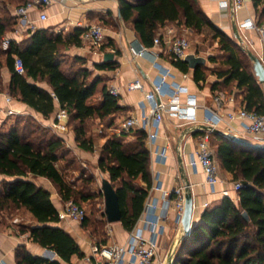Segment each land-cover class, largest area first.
<instances>
[{
    "label": "trees",
    "instance_id": "16d2710c",
    "mask_svg": "<svg viewBox=\"0 0 264 264\" xmlns=\"http://www.w3.org/2000/svg\"><path fill=\"white\" fill-rule=\"evenodd\" d=\"M258 22L264 23V0H252ZM28 0L0 1V91L1 73L7 68L11 73L8 92L26 104L43 118H51L56 104L69 114L77 146L86 152H95L97 140L105 136L89 132L90 122L98 121L108 128L115 125L114 115L125 110L120 105V96L113 95L107 85L103 86V101L99 105L90 103L102 78L94 76L88 68L74 69L63 65L60 52L63 46L80 45L82 29L75 30L72 40L65 41L62 34L45 28L30 32L22 43L10 40L3 47L6 36L14 31L17 18L11 13V6H22ZM123 21L132 26L139 41L145 47H152L160 28L177 22L193 32H212L220 54L209 56L210 62L220 60L226 69L217 72L223 82L213 85L215 90L221 83H236L245 94L243 104L249 111L264 115V90L250 68L253 61L249 51L236 40L218 28L202 11L198 0H119ZM113 45L102 46L105 49ZM114 47V46H113ZM120 50L115 54L119 55ZM21 58L25 74L15 70L16 58ZM174 67L187 73L190 70L184 60H171ZM205 65V64H204ZM204 65L194 71V80L203 82L207 77ZM115 60L95 64V69H116ZM254 71V69H253ZM46 83L48 90L41 86ZM50 129L41 126L21 129L11 126L0 129V226L9 224L3 214L7 211L23 210L31 218V225L17 224L21 233H30L33 242L53 250L59 258L70 262L73 255L84 257L79 244L71 234L56 226L59 223L58 210L51 192L39 186L33 177H45L56 186L64 201L80 198L89 201L95 194H84L73 185L59 167V161L66 159L65 140L57 135L47 136ZM203 131H201L202 133ZM103 134V135H102ZM132 135L133 138H130ZM47 136V137H46ZM216 159L223 170L233 175L234 181H241L237 191L238 202L230 196H223L218 202L204 209L201 220L191 233L181 238L168 264H264V150L243 146L225 135L210 133ZM151 152L147 145V133L136 130L130 134L120 133L108 136L100 148L98 167L107 173L117 191L122 209L121 224L132 231L139 221L146 199L153 186L150 170ZM93 181L92 177L87 178ZM247 214L248 217L245 216ZM102 214L100 222L108 224ZM6 223V224H5ZM91 223L87 215L84 227ZM106 241V238H104ZM17 264H61L35 256L25 245L16 251Z\"/></svg>",
    "mask_w": 264,
    "mask_h": 264
},
{
    "label": "crops",
    "instance_id": "0c3cea01",
    "mask_svg": "<svg viewBox=\"0 0 264 264\" xmlns=\"http://www.w3.org/2000/svg\"><path fill=\"white\" fill-rule=\"evenodd\" d=\"M130 1L134 2L135 0ZM221 1L222 0H198L204 14L218 28L225 32L229 37L236 40L243 47L252 51L264 63V47L260 45L259 34L254 30L241 27V24L248 18H257L253 1L245 0V7L237 11L233 9H222L220 7ZM18 7L15 5L11 6V13L17 18V24L14 27V31L6 36V39L9 41L15 40L20 44L27 40L31 34L30 31L26 30V26H23L15 15V10ZM119 11V0H54L53 4L47 9V21L40 22L38 20L39 11L37 9L33 10L30 14L31 20L35 21L37 28H45L51 32L60 33L65 41L74 38L76 29H82L85 31L87 27L91 25H101L105 28L106 38L101 46L92 47L84 41H81L80 45L69 43L68 45L63 46L59 57V60L63 65H68V67L74 69L79 67L88 68L94 72V76L102 78V82L98 85L95 94L99 97V102L94 105L102 103V89L104 85H107L109 90L111 88H116L119 92L120 105L125 107V110L113 116L115 119V125L108 128L107 135L99 138V144L97 143L99 148L102 147L108 136L115 133L120 134L121 124L126 118L132 115L140 116L143 113L140 107L143 93L138 91L129 92L127 90V84L136 78H140L143 80L145 90H149L151 88V82L156 79L159 73L150 55H147L144 58H135L132 48L136 45V40L139 39L132 26L126 24L122 17L119 16ZM235 28L237 29V34L240 39H238L235 34ZM167 29L174 30L178 35H182L181 31L183 30L191 31L184 25H179L177 22L167 24L160 28V30ZM109 43H112L113 45L101 49L102 46L108 45ZM116 50H120L121 53L116 55ZM155 51H158L160 54L159 62L163 66L172 69L175 80L188 86L191 92L197 96L198 102L201 105L214 108V96L218 92H225L226 94H235L236 103L235 105L226 104L221 111L223 116H226V114L233 108L244 106L243 97L245 92L242 89H239L236 83H231L230 85L221 83L215 90H213V85L216 82H223V79L218 78L217 72L226 69L221 65L220 60L217 62L209 61V56L217 54L213 52H207L205 54L204 52H201L200 49H196V47L194 48L191 45L190 54L206 58V64L204 65V68L207 70L206 80L197 83L194 80L195 69L190 68L187 73H184L173 66L171 62L172 56L167 47L156 48ZM107 53H113L115 55L113 60L118 62L117 68L112 70L95 69V64L104 62V56ZM250 70L255 73L253 71V65ZM255 77L264 90V84L259 81L257 76ZM1 79V87L3 89L0 91V126L4 123V120L7 117L6 112L10 108H13L20 113H32L41 123H43V125L46 126V128L54 130L51 124L55 115L61 110L58 103L56 104L55 114L51 118L45 119L41 114L35 112L26 104L9 94L8 87L11 80V73L7 68L2 69ZM41 86L51 90L50 86L46 83H41ZM7 97H11L12 102L8 103ZM241 126V120H229L225 117V121L219 125L217 130L223 132V134L219 133L221 135H230L231 129L239 132ZM201 127H206V125L200 124L197 126L190 124L183 119L166 118L159 128L157 150L160 151L163 147H168L167 161L164 163L157 161L155 153L151 152L150 162L153 183L158 179L162 182L165 190L171 191L176 186L184 185L191 191L194 203L192 216L193 226L198 224L201 220L202 213L205 209L203 204L209 202L211 206L218 202L223 197L222 191L231 189L235 182L233 175L220 167L221 182L216 186V192H212L205 182V175L202 169H195L190 166V156L198 143L199 136L202 134L200 130ZM54 131L59 137L70 141V143H73L74 145L75 135L69 126L66 133H61L56 130ZM130 138H133L132 135H130ZM74 150L80 158H84V162L91 160L98 165L99 155L94 160L92 153L81 150L77 145ZM5 178V176L0 175V180ZM106 178H109L107 174ZM29 179L51 192L52 201L58 211L64 207L66 201L62 199L58 189L51 180L45 177H33L32 175ZM151 192L154 198L161 201L162 193L160 191L154 190ZM230 197L236 203L238 202L237 192L232 191ZM171 202L172 204H170V207L163 212L164 219L162 220V223L165 230L159 237L160 256L165 259L169 258L172 250L177 247L179 241L184 235L182 225L176 222L173 198ZM159 212L161 211L159 210ZM56 226L62 228L73 236L79 244L82 252H84V257L73 255L70 262H66L59 258L53 250L43 248L39 244L33 242L30 238V233H21L18 230L17 223L10 221L9 224L0 226V259L7 264H17V248L21 245H25L27 250L33 255L41 256L49 260H58L61 264H95L92 252L95 243H93V240L85 234L83 224L73 220H66L59 221ZM107 227L109 232L106 241L103 242L104 244H125L128 241L130 231L125 230L121 222H108ZM140 228L143 229L144 236H150V231L144 227L142 219H139L136 224V229ZM51 251L54 252L55 255H52Z\"/></svg>",
    "mask_w": 264,
    "mask_h": 264
},
{
    "label": "built area",
    "instance_id": "2783aa9c",
    "mask_svg": "<svg viewBox=\"0 0 264 264\" xmlns=\"http://www.w3.org/2000/svg\"><path fill=\"white\" fill-rule=\"evenodd\" d=\"M54 0H30L26 4L19 6L15 10V15L20 23L26 26V30L34 32L37 29L35 21L31 20L30 14L33 10L39 11L38 20L45 22L48 20L47 9ZM245 0H222V9H233L235 11L244 8ZM244 29L254 30L259 34L260 45L264 47V23L260 24L258 18H248L241 24ZM106 38L105 28L101 25H91L82 34V40L93 46H101ZM9 40L5 38L3 47L6 49ZM167 47L174 60H184L190 54L191 42L185 35H178L174 30H160L154 38L152 47H145L139 40L132 48L135 58H144L150 55L158 70V76L151 82V88L145 90L143 80L136 78L127 84L129 92H142L143 99L140 107L143 113L140 116L132 115L126 118L120 127V133L130 134L136 130H144L147 133V145L150 152H154L157 161L166 162L168 158L167 146L162 150H157L159 138V128L166 118H178L188 121L190 124L201 127L203 131L198 138V143L190 156V166L195 169H202L205 175V182L212 192H216V186L221 182V169L215 156L214 147L211 144L210 133L217 129L225 121L239 119L242 121L241 130L236 132L230 130V135L240 137L254 144L264 146V115L243 107L233 108L226 116L221 114L226 104L235 105V94L218 92L214 96L215 107H206L198 102L197 96L191 92L188 86L175 80L171 68L163 66L160 62V54L156 48ZM15 70L19 74H25L24 64L21 58L15 60ZM113 95H119L116 88H111ZM7 102H12L11 97H7ZM20 112L13 108L7 111L8 115ZM69 114L65 109H61L54 117L52 128L58 132L68 131ZM196 130L195 128H193ZM242 187L241 181H235L231 189L223 190V196H231V192H237ZM162 193L161 201L152 196L151 191ZM187 187L179 185L173 190H165L162 182L158 179L154 181L150 193L146 199L144 209L140 219L144 222V227L150 231V236H144L143 229L135 228L130 231L129 239L125 244L107 243L95 244L92 252L95 264H168L174 255L172 250L168 259L161 258L159 237L165 228L162 223L163 212L172 204L176 212V222L182 225V218L185 211V197ZM204 208L210 206L209 202L203 204ZM159 210L161 212H159ZM60 221L73 220L84 222L86 212L84 208L76 204L73 200L66 201L64 207L58 211ZM0 264H7L0 259Z\"/></svg>",
    "mask_w": 264,
    "mask_h": 264
},
{
    "label": "rangeland",
    "instance_id": "374dc122",
    "mask_svg": "<svg viewBox=\"0 0 264 264\" xmlns=\"http://www.w3.org/2000/svg\"><path fill=\"white\" fill-rule=\"evenodd\" d=\"M183 30V29H182ZM182 35H185L191 45L196 49H200L201 52L205 54L207 52H213L215 54H220L218 51V44L214 42L212 36V32L209 30H205L202 34H198L193 31L183 30L181 31ZM90 45V44H89ZM92 47H95L91 45ZM94 73V72H93ZM94 75V74H93ZM98 96H94L90 102L93 104H97ZM7 113V112H6ZM5 124V125H4ZM70 129L72 130L73 123L70 122L68 124ZM11 126H17L21 129L25 128L27 132L32 128H37V126H41L45 129V125L39 121L32 113L28 112H21L18 114L8 115L4 120V123L0 126V129L7 130ZM89 132H94L95 136L104 130V134H107V129L101 126L100 122H90L87 126ZM47 136L57 135L54 130L49 131ZM103 135V134H102ZM46 136V137H47ZM58 136V135H57ZM101 137V136H100ZM99 137V138H100ZM99 139L97 140L98 143ZM99 144V143H98ZM77 145L76 141L70 143V141L65 140V147H66V159L64 161H59V167L63 169L67 180H69L73 185L77 187V189H81L84 194H95L96 196L92 197L89 201H82L80 198L77 199L76 204L84 208L85 212L88 216H90L91 223L84 227L85 234L91 238L93 243H103L107 239L108 236V227L107 223L100 220L102 214L105 213V197L102 191V180L106 178L107 173L101 172L97 163H93L91 160H87L84 162V158H80L75 153V146ZM90 153V152H89ZM94 156V160L100 154V148L97 146L95 152L92 153ZM108 175V174H107ZM92 177L93 181H88L87 178ZM2 180H0L1 182ZM3 217L7 221L16 222L17 224H25V226L31 225L32 221L30 216L25 213L23 210L20 211H7L4 212ZM107 220V219H106ZM78 222V221H75ZM81 223L82 222H78ZM6 224V223H5ZM104 244V243H103Z\"/></svg>",
    "mask_w": 264,
    "mask_h": 264
},
{
    "label": "water",
    "instance_id": "95a60500",
    "mask_svg": "<svg viewBox=\"0 0 264 264\" xmlns=\"http://www.w3.org/2000/svg\"><path fill=\"white\" fill-rule=\"evenodd\" d=\"M119 16H121V12L119 11ZM235 34L238 39L239 35L237 34V29L235 28ZM249 55L251 60L253 61V69L255 72V75L259 78V81L264 84V63L263 61L256 56L252 51H249ZM115 55L113 53H107L104 56V61H111L113 60ZM184 61L188 63L189 67L192 69H196L200 65L206 64V58L201 56H196L195 54H189ZM212 132L216 133H222L220 130L213 129ZM234 142L241 144L243 146L251 147L256 150H264V146H261L259 144L251 143L247 140H244L237 136L232 135H226ZM102 191L105 197V214L107 216V220L109 223H116L121 222L122 220V209L119 202V197L117 194L116 189L114 188L113 184L110 182L109 179L104 178L102 180ZM193 196L189 189H187L186 197H185V211L184 216L182 218V228H183V237L186 235H189L193 229L192 225V216H193ZM246 217L247 214H245ZM52 255H55L54 252H52Z\"/></svg>",
    "mask_w": 264,
    "mask_h": 264
}]
</instances>
